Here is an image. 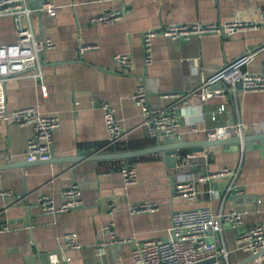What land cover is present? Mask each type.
Segmentation results:
<instances>
[{"label":"crops","instance_id":"0c3cea01","mask_svg":"<svg viewBox=\"0 0 264 264\" xmlns=\"http://www.w3.org/2000/svg\"><path fill=\"white\" fill-rule=\"evenodd\" d=\"M47 1L57 5L54 15L33 11L30 17L36 36L50 37L55 44L40 56L47 95L41 94L33 78L25 77L8 81L6 98L9 108L32 105L41 112L56 114L59 126L52 133L53 151L48 161L35 160L24 167L0 169V189H10L0 195V223L8 226L0 232V264H131V243L99 245L110 238L102 229L103 224L111 221L117 237H158L165 234L172 209L200 206H207L214 213L241 212V223L231 226L224 222L214 241L225 245L230 264L246 259L250 253L237 247L235 237L250 224L264 228V138L244 141L243 147L239 143L214 144L198 151L201 172L226 167L236 175L208 177L198 182L196 197L190 201L171 197L178 171L160 151L126 158H70L174 140L206 139L208 131L237 121L244 124L243 136L264 133V92H238L203 102L190 96L187 105L176 108L180 125L159 142L148 136L140 109L131 98L143 83L152 108L178 103L169 96L171 93L194 89L202 75L246 50L256 52L242 68L259 71L264 61V0H82L74 8L69 0L27 3L35 7ZM108 9L123 10V15L111 24L89 21L92 15ZM231 18L255 19L259 26L186 41L157 35L153 37L152 61L144 68L141 33L145 29L172 22H219ZM14 39L12 18L0 16V45ZM79 42L96 46L80 52ZM123 51L132 59L126 71L113 59ZM103 100L113 105L115 116L126 131L125 141L114 147L105 146L106 130L99 108ZM222 102L225 110L215 112ZM190 129L194 130L189 134ZM31 134L30 125L0 120V157L10 151L11 162H27L24 153ZM148 140L153 143L144 144ZM125 162H134L137 168L136 183L127 187L120 174ZM73 183L81 191L78 207L60 213L41 211L37 205L40 194L49 193L59 203L61 190ZM231 183L240 192L235 193L234 187L227 190ZM146 200L158 202L159 209L129 212L130 204ZM67 231L76 232L80 247H65L63 235ZM260 256L264 264V251ZM251 261L243 264H252Z\"/></svg>","mask_w":264,"mask_h":264},{"label":"built area","instance_id":"2783aa9c","mask_svg":"<svg viewBox=\"0 0 264 264\" xmlns=\"http://www.w3.org/2000/svg\"><path fill=\"white\" fill-rule=\"evenodd\" d=\"M82 0H69L71 7H76ZM57 5L52 1L42 2L35 7L28 5L27 0H0V16H9L14 25L15 39L7 44L0 45V120L5 123H15L19 126L30 125L32 134L26 143L24 158L27 161L49 160L52 156V133L59 126V118L53 113H44L36 107L29 105L17 108L7 106L6 87L11 79L33 78L40 87L41 94L47 95V86L43 81L41 54L46 49L54 47V41L47 36L37 37L31 23V12H46L49 15L56 13ZM264 13V9L261 10ZM123 10L108 9L89 17L92 23L111 24L120 19ZM259 25L255 19L231 18L219 22H172L157 28H147L141 33V44L144 68L152 61L153 37L161 35L171 41H186L192 37H201L205 34H232L240 29L257 28ZM96 44L79 42L80 52L95 47ZM264 47V44L262 45ZM256 50H246L240 55L226 62L224 65L205 75H202L198 85L183 94L171 93L169 96L176 98L174 101L160 108H152L148 103V95L143 83L131 94V98L142 118V124L146 126L147 134L156 142L163 135H171L180 125L177 118L178 105H187L190 96H197L200 101L212 97L235 95L238 92H264V61L259 71H249L242 67L247 65L254 57ZM115 63L126 71L131 66V56L128 52H118L113 56ZM99 108L101 110L103 124L106 130V145L116 146L125 141L126 131L119 124L115 116L113 105L103 100ZM225 110V103L219 104L215 112ZM211 117L214 119L215 115ZM244 124L240 121L216 127L208 131L206 139L227 137L229 133L242 140ZM191 130L188 131L190 134ZM228 134V135H227ZM244 142H240L243 147ZM199 153L190 150L182 154H175L174 165L177 173V181L172 187L171 197L177 200L190 201L197 194V183L208 177L231 175L236 172L231 168H222L218 171L201 172L198 168L201 164ZM13 154L7 151L0 162H9ZM164 157V154L162 153ZM192 167V171H183V168ZM182 170L179 172V170ZM121 179L124 187L137 181V168L134 162H125L120 168ZM231 183L227 190L233 188ZM235 193L240 192L235 188ZM10 189H0V195L9 193ZM61 201L56 203L49 193H42L37 198V205L44 213H60L78 207L81 202V191L77 184L73 183L61 190ZM111 209L114 206L111 205ZM159 203L152 200L138 201L130 204L131 214L156 211ZM231 226L241 223V212L231 210L228 212L214 213L207 206L172 209L166 232L162 236L146 239H133L130 237H117L111 221L102 225V229L110 234L108 240L100 241L99 245L121 242L131 243V264H230L228 250L224 244L214 241L221 230L223 223ZM8 229L7 223H0V232ZM64 245L67 248H78L81 243L75 231H67L63 235ZM238 248L257 253L264 247V228L260 224L246 226L235 237ZM260 254L252 259V264H261ZM109 264V263H104ZM121 264V263H115Z\"/></svg>","mask_w":264,"mask_h":264},{"label":"water","instance_id":"95a60500","mask_svg":"<svg viewBox=\"0 0 264 264\" xmlns=\"http://www.w3.org/2000/svg\"><path fill=\"white\" fill-rule=\"evenodd\" d=\"M257 138H264V133H256L252 136L246 137L243 136L242 140L235 136H227L223 138H217V139H199V140H191V139H182V140H174L171 142L167 143H154L151 145H147L144 147H139V148H134V149H126V150H121V151H115V152H107V153H91L88 155H75L70 158V160H80L83 158H89L91 160H97L100 158L104 157H132V156H138L141 154L149 153V152H154V151H160L161 153L164 154V159L168 162H171L174 165L175 161V154H182L190 150H195V151H200L202 150L205 146L208 145H214V144H230V143H239L241 141H247L250 139H257ZM69 159V158H68ZM36 161H43V160H36ZM48 161V160H45ZM28 162H3L0 163V169L4 168H9V167H19L22 166L24 167ZM264 251V247L261 248L257 253L254 254H249L246 259L241 261L238 264H243L246 261L252 260L255 256L261 254V252Z\"/></svg>","mask_w":264,"mask_h":264},{"label":"trees","instance_id":"16d2710c","mask_svg":"<svg viewBox=\"0 0 264 264\" xmlns=\"http://www.w3.org/2000/svg\"><path fill=\"white\" fill-rule=\"evenodd\" d=\"M153 140H154V139H153ZM154 141H155V140H154ZM150 143H153V141H152V140H150V141L148 140L147 143H144V144H150ZM141 145H143V144H141ZM131 159H132V158H131Z\"/></svg>","mask_w":264,"mask_h":264}]
</instances>
